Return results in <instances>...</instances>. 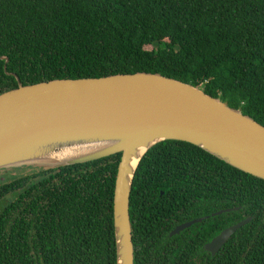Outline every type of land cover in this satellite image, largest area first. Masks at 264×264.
Wrapping results in <instances>:
<instances>
[{
    "label": "trees",
    "instance_id": "obj_1",
    "mask_svg": "<svg viewBox=\"0 0 264 264\" xmlns=\"http://www.w3.org/2000/svg\"><path fill=\"white\" fill-rule=\"evenodd\" d=\"M141 71L201 84L264 125V0H0V94L13 73L29 85ZM121 156L6 178L0 264H117ZM130 213L135 264H264V179L193 143L147 152ZM248 217L216 255L204 248Z\"/></svg>",
    "mask_w": 264,
    "mask_h": 264
},
{
    "label": "water",
    "instance_id": "obj_2",
    "mask_svg": "<svg viewBox=\"0 0 264 264\" xmlns=\"http://www.w3.org/2000/svg\"><path fill=\"white\" fill-rule=\"evenodd\" d=\"M13 74L18 87L0 94V169L49 170L122 153L114 193L117 264H135L131 193L144 156L156 144L187 141L264 179V125L201 84L141 71L25 85ZM251 220L225 228L204 248L215 255Z\"/></svg>",
    "mask_w": 264,
    "mask_h": 264
},
{
    "label": "flooded vegetation",
    "instance_id": "obj_3",
    "mask_svg": "<svg viewBox=\"0 0 264 264\" xmlns=\"http://www.w3.org/2000/svg\"><path fill=\"white\" fill-rule=\"evenodd\" d=\"M14 171V169L12 168H8V169H0V185L2 184V182L6 181L7 179L4 177L5 173H8ZM11 201H13V198L8 194L3 198H0V208L2 209L4 206H6V204ZM172 236V235H170ZM217 254V253H216ZM215 254V255H216ZM213 255V254H212Z\"/></svg>",
    "mask_w": 264,
    "mask_h": 264
},
{
    "label": "rangeland",
    "instance_id": "obj_4",
    "mask_svg": "<svg viewBox=\"0 0 264 264\" xmlns=\"http://www.w3.org/2000/svg\"><path fill=\"white\" fill-rule=\"evenodd\" d=\"M152 48V46L150 47ZM34 168V166L29 165V166H21V167H13L12 169H14V171L5 173L4 177L5 178H9V177H15V176H19L22 175L23 173L29 172ZM8 169V168H5Z\"/></svg>",
    "mask_w": 264,
    "mask_h": 264
}]
</instances>
